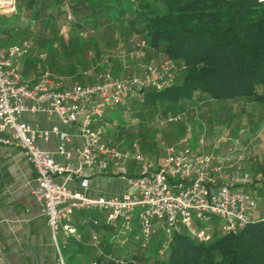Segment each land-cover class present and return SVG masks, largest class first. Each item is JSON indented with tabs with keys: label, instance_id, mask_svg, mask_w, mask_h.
Here are the masks:
<instances>
[{
	"label": "built area",
	"instance_id": "obj_1",
	"mask_svg": "<svg viewBox=\"0 0 264 264\" xmlns=\"http://www.w3.org/2000/svg\"><path fill=\"white\" fill-rule=\"evenodd\" d=\"M15 10V0H0V15ZM29 51V45L23 43L0 53V145L19 148L34 170L32 194L42 206L58 264H65L58 237L75 235L73 215L77 210L104 213L106 224L123 240L128 239L136 225L135 237L142 249L148 247L159 230L169 239L184 228L191 237L207 242L211 239L212 217L220 221L223 233L234 232L248 223L256 201L245 189L254 184V177L245 171H233L237 161L232 150L221 156L203 153L202 136L198 139L200 148L193 150L192 130L186 126L174 144L164 146L162 162L153 163L145 158L136 143L127 148L108 145L103 140L104 130L92 128L96 117L124 105L138 92L150 88L160 91L171 86L177 71L172 62L142 63L130 78L105 75L90 85L74 83L68 87L44 73L30 86L16 65ZM29 101L33 105L28 106ZM41 111L54 114L62 125L79 127L82 144L77 164L69 161L68 136L56 126L40 135L44 139L50 134L57 136L56 153L65 162H57L37 147L36 132L19 116ZM166 120L176 124L182 121V115H169ZM108 173L124 180L132 192L87 198L84 191L90 179ZM68 182L76 183L78 189H71ZM203 223L208 225L203 227ZM90 245L99 248L98 235L92 236Z\"/></svg>",
	"mask_w": 264,
	"mask_h": 264
},
{
	"label": "trees",
	"instance_id": "obj_2",
	"mask_svg": "<svg viewBox=\"0 0 264 264\" xmlns=\"http://www.w3.org/2000/svg\"><path fill=\"white\" fill-rule=\"evenodd\" d=\"M19 14L30 11L31 20L45 25L57 21L61 8L80 16L71 28L74 31L108 29L111 25H125L126 33L133 36L145 49L146 61L160 55L176 67L171 86L157 91L143 90L124 105L108 110L107 123L116 124L118 132L107 128L121 146V133L126 118L137 126L148 119H167L169 115L193 112L207 101H242L260 106L259 120L264 123V2L256 0H15ZM64 10V9H63ZM41 46L48 44L45 37L37 39ZM77 41L63 46L62 55L81 64L76 55ZM91 41L86 49L94 47ZM110 47V44L107 45ZM84 49V50H86ZM39 49H31L26 64L40 65L42 74L62 69L49 63L50 69L39 63ZM29 56H31L29 58ZM95 57H100L95 51ZM42 62V61H41ZM91 62V61H90ZM93 63V62H92ZM158 63V62H157ZM156 63V64H157ZM155 64V63H151ZM77 65V64H76ZM76 65L69 69L78 81ZM61 76V75H58ZM119 78V77H116ZM83 80V79H82ZM175 82V83H174ZM93 84V79L88 80ZM176 124H182L178 122ZM186 124L181 129L183 134ZM180 133V132H179ZM180 137V136H179ZM128 143V140H125ZM155 143L143 139L140 150L146 159L155 160ZM251 195L247 187L245 189ZM211 239L200 242L182 228L166 241L163 232L150 241L152 253L147 256L140 246H107L98 255V264H264V218H253L234 232L223 233L220 221H210ZM166 243V244H165ZM116 245V244H115ZM167 251L160 258L161 249Z\"/></svg>",
	"mask_w": 264,
	"mask_h": 264
},
{
	"label": "rangeland",
	"instance_id": "obj_3",
	"mask_svg": "<svg viewBox=\"0 0 264 264\" xmlns=\"http://www.w3.org/2000/svg\"><path fill=\"white\" fill-rule=\"evenodd\" d=\"M61 1L67 3L66 0ZM61 11V15L54 23L45 25L44 22L32 19V23L27 27H25L26 19H31L28 13L23 16L16 15V11L1 14L7 19H16L15 23L8 24L7 29H9L10 35L2 44L13 46L27 43L30 51L37 47L40 53L39 63H44L49 69L50 62L54 64V69L60 67L62 73L48 71L53 76L61 75L65 82H79L69 73L70 67L76 64L77 74L81 73L83 82L90 78L95 83L105 75L130 78L137 73L140 64L157 63L162 60L160 55L153 57L152 61L144 60L148 52L132 35L126 33L125 25H111L108 29L92 30L91 33L74 31L70 25L80 16L65 10V7H62ZM15 27H17L16 30ZM39 34H44V37L51 42L41 46V42L37 40ZM75 41L79 43L76 47V55L79 57L80 63L86 66L84 71L81 70L78 62L62 55L63 46L70 43L75 44ZM90 41L95 46L86 49V44ZM109 44L110 47L107 46ZM95 51L99 53L100 57H95ZM181 115L182 124H173L167 122L166 119L152 118L137 126L136 121L126 118L127 125L121 133V142L124 141L121 146L126 148L130 147L132 143H136L140 147L142 138L151 140L155 143L153 152L156 153V156L163 157L164 146L172 144L177 137L181 136V129L186 124L192 130V137L197 140L200 136L203 137L204 153L227 154L229 150H232L233 156L236 159L240 158L239 169L252 173L254 183L257 182V185H262L261 187L264 188V123L259 120L260 106L258 104L246 105L242 101H207L198 105L192 113L182 111ZM109 128L115 134L118 132L116 124H111ZM109 137L113 143L117 144L114 136ZM125 140H128V143H125ZM258 202L264 213V191ZM207 225L208 223L202 224L203 227ZM165 240L168 241V239ZM149 245L151 247V244ZM151 253V248H148L147 256H150ZM158 255L160 258H165L167 251L163 248Z\"/></svg>",
	"mask_w": 264,
	"mask_h": 264
},
{
	"label": "crops",
	"instance_id": "obj_4",
	"mask_svg": "<svg viewBox=\"0 0 264 264\" xmlns=\"http://www.w3.org/2000/svg\"><path fill=\"white\" fill-rule=\"evenodd\" d=\"M15 11V14L20 16L26 13L30 16L32 15L30 11H25L22 14H19L17 10ZM15 21L16 19H7L3 15H0V53L11 46H5L2 43L10 35V31L7 29L8 24L10 22L15 23ZM25 23V27H27L32 23L31 19H26ZM16 29L17 27H15ZM42 37H44V34L37 35L38 39ZM16 65L30 86H33L43 73L40 65L30 66L26 64L25 57L19 59ZM49 76L54 82L59 81L64 87L71 86L76 82H65L61 76L50 74ZM78 81L76 82L78 84L90 85L88 81L83 82L82 79ZM27 104L28 106L33 105L31 101L27 102ZM108 112L100 117H96L92 128L101 127L104 130L103 140L106 144L124 148L118 146V143H113L107 134V128L110 127V124L106 122L105 116L108 115ZM19 119L30 125L36 132V145L38 148L51 154L57 162L64 163L65 159L56 153L58 146L57 136L50 134L48 138L44 139L40 135L42 132L49 131L52 127L56 126L68 136L66 150L70 154L69 161L72 164H77L78 150L82 144V138L77 125H62L57 116L47 111L23 113L19 116ZM190 142L193 150L200 148L198 140L192 137V133ZM202 152L204 153L203 147ZM211 153L219 156L223 155L217 152ZM163 158L164 155L163 157L156 156L155 160H147L153 163H161ZM234 158L237 162L233 171H244L239 169L240 158ZM250 174L254 177L252 173ZM34 179V170L23 157L21 150L14 146L0 145V264H58L57 251L43 217L42 206L32 194ZM68 186L73 190L78 189L77 184L74 182H68ZM261 186L257 185V182L248 186L256 201V208L252 212L253 218L263 216L264 214L258 202L259 198L263 196L264 191V188ZM130 192H132V189H130L124 180L108 173L106 175L93 176L90 179L88 189L84 191V195L87 198L96 199L98 197L120 196ZM73 224L76 229L74 236L65 238L63 235H60L58 237V244L65 264H88L91 261H96L98 255H102L103 253L102 248L107 246H131L133 249L140 246L139 239L135 237L138 235V227L136 225H134L131 234L128 235V239L123 240L121 237L116 236L115 231L106 224L104 213L99 211L77 210L73 215ZM93 235L99 236L102 248L99 245L98 249H94L90 245Z\"/></svg>",
	"mask_w": 264,
	"mask_h": 264
}]
</instances>
